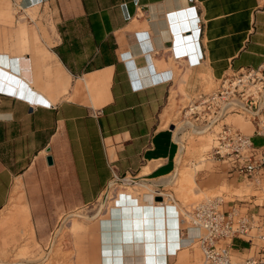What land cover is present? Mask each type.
Masks as SVG:
<instances>
[{"label": "crops", "instance_id": "obj_1", "mask_svg": "<svg viewBox=\"0 0 264 264\" xmlns=\"http://www.w3.org/2000/svg\"><path fill=\"white\" fill-rule=\"evenodd\" d=\"M11 1L31 18L38 8L53 41L33 42L23 23L14 36L25 54L0 45V211L24 189L46 250L31 264H188L200 230L150 189L80 212L92 213L115 179L169 184L180 152L165 125L170 96L264 65V0ZM256 239L233 248L258 253Z\"/></svg>", "mask_w": 264, "mask_h": 264}, {"label": "rangeland", "instance_id": "obj_2", "mask_svg": "<svg viewBox=\"0 0 264 264\" xmlns=\"http://www.w3.org/2000/svg\"><path fill=\"white\" fill-rule=\"evenodd\" d=\"M30 11L32 18L27 15V10L20 9L11 0H2L0 3V25L3 27L0 31L4 33L0 35V45L6 44L12 54H25L14 36L16 29L23 23L25 24L21 26L22 29L23 27L27 29L33 38V42L45 44L47 50H50L49 46L53 43L49 21L39 15L38 8ZM22 16L26 17L23 18ZM29 53L32 56L45 59L43 53L33 51H29ZM220 79L217 81L204 79L202 89L210 90L214 88ZM190 97V94L186 93L183 99H178L176 93L173 92L164 111L165 125L175 128L177 139L180 142L177 168L170 176L162 179L167 183L169 182L167 186H164L165 189L174 193L182 208H188L190 204L207 197H213L215 194H222L227 202L226 204L232 200L248 198L251 195H256L254 197L256 198L255 202L264 203V184L260 186L249 185L242 178L228 172L224 165L209 158L208 155L213 145L211 133L213 131L212 129H206L205 125L209 121L203 117V113H198L197 110L187 112L192 102ZM187 103L189 105L183 107ZM228 120L241 127L245 132L253 133L254 126L246 115H232ZM244 124H250V127L245 129ZM206 134L208 136L205 137ZM199 135L204 136L199 137ZM254 141L255 143L263 142L259 138H255ZM190 176L192 182L188 181ZM140 183L150 184L146 181L135 183L115 179L100 197V200L93 204L92 207L95 210L92 213L80 212V214L89 218L101 208L102 210L109 208L122 191L142 196L148 189L153 188L151 185L144 184L145 187ZM196 188L199 192H195ZM105 194L109 195L106 205H104ZM20 196L26 201L24 189L12 197L6 209L0 211V264H31L42 259L46 254V250L36 241L35 229L31 221H27L24 212L17 205L16 199H19ZM256 240L259 243H264L259 238ZM257 249L256 246L252 250L243 253L233 248L232 256L235 260L242 261L249 255L257 254ZM53 252L54 257L60 256L63 253L62 246L58 245ZM187 256L188 259L192 258L190 262L188 260V264H202L203 253L198 244L194 243L187 250Z\"/></svg>", "mask_w": 264, "mask_h": 264}, {"label": "built area", "instance_id": "obj_3", "mask_svg": "<svg viewBox=\"0 0 264 264\" xmlns=\"http://www.w3.org/2000/svg\"><path fill=\"white\" fill-rule=\"evenodd\" d=\"M190 96L191 104L183 107L189 105V113L195 110L203 113L209 121L206 129L213 131L210 159L218 161L228 172L249 185L264 184V145L256 144L253 137V133L264 136V65L232 71L223 76L214 88H201ZM236 114L249 117L254 126L253 133L245 132L231 119L228 120ZM123 181L139 183L135 179ZM154 189L155 197L161 196L162 201L166 198L173 202L178 200L162 185ZM255 196L228 201V204L224 196H213L192 203L188 208L183 207V221L188 227L200 230L195 243L202 250V264H264V245L257 254L242 261L232 256L236 238L253 244L256 238L264 237V203L255 202ZM108 199L109 195L105 194L104 205Z\"/></svg>", "mask_w": 264, "mask_h": 264}, {"label": "bare ground", "instance_id": "obj_4", "mask_svg": "<svg viewBox=\"0 0 264 264\" xmlns=\"http://www.w3.org/2000/svg\"><path fill=\"white\" fill-rule=\"evenodd\" d=\"M22 17L24 18L25 16H22ZM185 79H186V78H185ZM182 83H183V82H182ZM217 127H218V125L215 127V129H216ZM202 136H204V135H199V137H202ZM206 136H208V134H206L205 137H206ZM212 136H213V135H212ZM212 147H213V145H212ZM208 156H209V158H210V154H209ZM182 161H183V158H182ZM182 161H181V162H182ZM188 181H189V182H190V181L192 182V177H191V176L188 177ZM186 182H187V179H186ZM140 185H143V184H140ZM156 186H158V185H156ZM163 186H166V185H163ZM17 188H18V187H17ZM17 188H16V186L14 187V189H17ZM19 189H20V188H19ZM150 190H151V192H152L153 194L155 193V192H154V191H155L154 186H153V188H151ZM196 191L199 192V190H198L197 188L195 189V192H196ZM13 195H14V194H13ZM221 195H222V194H215V195H213V196H221ZM154 196H155V194H154ZM173 196L175 197V195H173ZM16 201H17V205L19 206L20 210H22V211L24 212V214H26V211H25L26 208H25V205L23 204V197L20 196L19 199H16ZM156 201H160V203H161V202H164V203H165V202H172V203H176V204H178V205L180 206V202H179L178 200L175 201V202H173V201L169 200L168 198H166L165 200L162 201V199L159 200V199H157V197H156ZM18 206H17V207H18ZM99 211H100V210H99ZM99 211H98V212H99ZM182 212H183V208H182V206H181L180 214H182ZM19 213H20V212H19ZM24 214H23V215H24ZM25 216H26V215H25ZM76 225H77V224L74 223L72 228L74 229V228L76 227Z\"/></svg>", "mask_w": 264, "mask_h": 264}, {"label": "water", "instance_id": "obj_5", "mask_svg": "<svg viewBox=\"0 0 264 264\" xmlns=\"http://www.w3.org/2000/svg\"><path fill=\"white\" fill-rule=\"evenodd\" d=\"M157 199L161 200V199H162V197H161V196H157Z\"/></svg>", "mask_w": 264, "mask_h": 264}, {"label": "snow or ice", "instance_id": "obj_6", "mask_svg": "<svg viewBox=\"0 0 264 264\" xmlns=\"http://www.w3.org/2000/svg\"><path fill=\"white\" fill-rule=\"evenodd\" d=\"M107 254V253H106ZM161 264H163V262H161Z\"/></svg>", "mask_w": 264, "mask_h": 264}]
</instances>
